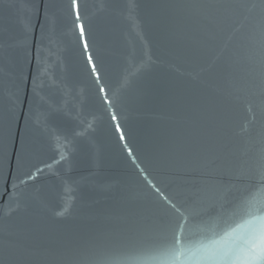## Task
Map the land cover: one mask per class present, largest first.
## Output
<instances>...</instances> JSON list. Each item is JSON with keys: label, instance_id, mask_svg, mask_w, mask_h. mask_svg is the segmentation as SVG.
I'll list each match as a JSON object with an SVG mask.
<instances>
[{"label": "water", "instance_id": "1", "mask_svg": "<svg viewBox=\"0 0 264 264\" xmlns=\"http://www.w3.org/2000/svg\"><path fill=\"white\" fill-rule=\"evenodd\" d=\"M0 264H264V0H0Z\"/></svg>", "mask_w": 264, "mask_h": 264}, {"label": "snow or ice", "instance_id": "2", "mask_svg": "<svg viewBox=\"0 0 264 264\" xmlns=\"http://www.w3.org/2000/svg\"><path fill=\"white\" fill-rule=\"evenodd\" d=\"M74 6H75V0H74ZM81 32L83 33V29H81ZM101 90H103V89H101ZM114 119H115V117H114Z\"/></svg>", "mask_w": 264, "mask_h": 264}]
</instances>
